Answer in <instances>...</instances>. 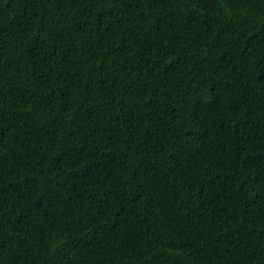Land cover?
I'll return each mask as SVG.
<instances>
[{"label":"trees","instance_id":"1","mask_svg":"<svg viewBox=\"0 0 264 264\" xmlns=\"http://www.w3.org/2000/svg\"><path fill=\"white\" fill-rule=\"evenodd\" d=\"M0 264H264V0H0Z\"/></svg>","mask_w":264,"mask_h":264}]
</instances>
